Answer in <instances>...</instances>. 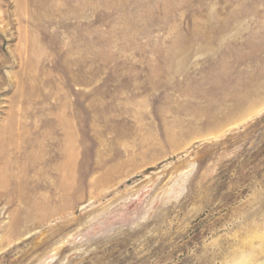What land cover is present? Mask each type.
Returning <instances> with one entry per match:
<instances>
[{"label":"rangeland","instance_id":"374dc122","mask_svg":"<svg viewBox=\"0 0 264 264\" xmlns=\"http://www.w3.org/2000/svg\"><path fill=\"white\" fill-rule=\"evenodd\" d=\"M0 264H264V0H0Z\"/></svg>","mask_w":264,"mask_h":264}]
</instances>
